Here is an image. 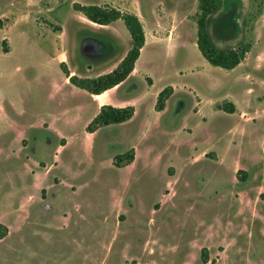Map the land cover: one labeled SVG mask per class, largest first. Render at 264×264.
Masks as SVG:
<instances>
[{
  "label": "rangeland",
  "instance_id": "obj_1",
  "mask_svg": "<svg viewBox=\"0 0 264 264\" xmlns=\"http://www.w3.org/2000/svg\"><path fill=\"white\" fill-rule=\"evenodd\" d=\"M74 3L145 29L139 72L110 93L134 115L93 132L98 100L55 56L93 77L132 40L121 19L96 24ZM198 12L199 0H0V264H264V0H219L210 16L212 42L241 55L232 69L198 50ZM223 13L230 36L214 33ZM87 35L95 59L78 47Z\"/></svg>",
  "mask_w": 264,
  "mask_h": 264
},
{
  "label": "trees",
  "instance_id": "obj_2",
  "mask_svg": "<svg viewBox=\"0 0 264 264\" xmlns=\"http://www.w3.org/2000/svg\"><path fill=\"white\" fill-rule=\"evenodd\" d=\"M219 7V0H199V12L196 19L197 25V40L196 45L201 55L212 66H218L224 69H232L236 67L241 61V55L237 49L219 48L211 39L208 23L210 16L217 11ZM73 8L90 21L99 25H108L113 21L121 19L125 24L129 34L131 36L132 45L126 52L120 62L109 72L98 75L96 77H81L76 74L70 75L64 62L60 63V68L65 73L69 82L79 88H82L90 94H100L107 89H110L117 84L124 81L128 75L132 72L135 66V62L138 59L140 52L145 44V34L142 24L139 18L130 13H123L114 8H105L97 4L82 5L74 3ZM226 16L219 17L214 23V33L221 36H230L231 32L227 31L226 20L229 19L230 13H223ZM228 15V16H227ZM230 23V20H229ZM3 51L7 52L6 42L3 40ZM173 89L171 86L163 88L156 101L157 110H163L165 107V101L172 94ZM224 106V110L227 112H233L234 107L232 103H228ZM134 114L133 106L116 107L110 104H103L100 106L98 113L92 119L87 126V130L90 132L95 131L97 128L109 125L112 123H121L129 120ZM134 159V150L131 149L124 153L118 154L114 157V164L116 166H122L126 163L132 162ZM242 170L237 171V177H241ZM0 224V238L5 236L6 229ZM205 252V250H204ZM206 257H203L205 260Z\"/></svg>",
  "mask_w": 264,
  "mask_h": 264
},
{
  "label": "crops",
  "instance_id": "obj_3",
  "mask_svg": "<svg viewBox=\"0 0 264 264\" xmlns=\"http://www.w3.org/2000/svg\"><path fill=\"white\" fill-rule=\"evenodd\" d=\"M143 29H144V27H143ZM144 31H145V29H144ZM77 44H78V42H77ZM143 49V48H142ZM55 58H56V60H57V62L59 63V65H60V63L61 62H64L65 63V65L67 66V68H68V70L70 71V75L71 74H77L78 76H81V77H91V76H89V75H87V74H83V73H78L76 70H73L72 68H70L69 66H68V54H66L65 53V51H63V52H60V53H58V54H56V56H55ZM137 61V60H136ZM136 63V62H135ZM114 67V66H113ZM112 68V67H111ZM111 68H109L108 70H106V71H104V72H102V73H100V74H98V75H101V74H104V73H107L108 71H110L111 70ZM137 72H139L138 71V68L136 67V65L134 66V69L132 70V72L128 75V77L129 76H132L134 73H137ZM98 75H95V76H93V77H96V76H98ZM127 77V78H128ZM67 78V77H66ZM126 78V79H127ZM68 79V78H67ZM125 79V80H126ZM124 80V81H125ZM69 81V80H68ZM123 82V81H122ZM121 82V83H122ZM121 83H119V84H117L116 86H114V87H112V88H110V89H107V90H105L104 92H102V93H100V94H92L93 95V97L94 98H96V100H98V108H100V106L101 105H103V104H110V105H112V106H117V107H125L126 106V104L124 103V104H120V105H116V103H113L112 102V100H111V98H110V93L112 92V90L114 89V88H116V87H118ZM172 89H173V91H174V87H172ZM173 93V92H172ZM101 98V99H100ZM100 99V100H99ZM231 102V101H230ZM232 103V102H231ZM232 105H233V107H234V109H235V104L234 103H232ZM234 112V111H233ZM134 115V114H133Z\"/></svg>",
  "mask_w": 264,
  "mask_h": 264
},
{
  "label": "flooded vegetation",
  "instance_id": "obj_4",
  "mask_svg": "<svg viewBox=\"0 0 264 264\" xmlns=\"http://www.w3.org/2000/svg\"><path fill=\"white\" fill-rule=\"evenodd\" d=\"M85 37H95V36L87 35V36H83V37L79 38V45H78V47H80V48L82 47L81 48V51L83 50L82 52H83V54H85V56H86L87 59H89V58L90 59L91 58H94L95 59V58L99 57L102 54V51H103L102 44L101 43L95 44L94 42H89V43L86 42V43H84L83 42V39ZM95 38H97V37H95ZM106 40H108V39H106ZM106 40H105V42L103 41V45H107L106 44ZM110 45H111V43H110ZM105 48H106V46H105ZM106 56H108V55L106 54L105 57ZM101 57H103V56H101Z\"/></svg>",
  "mask_w": 264,
  "mask_h": 264
},
{
  "label": "water",
  "instance_id": "obj_5",
  "mask_svg": "<svg viewBox=\"0 0 264 264\" xmlns=\"http://www.w3.org/2000/svg\"><path fill=\"white\" fill-rule=\"evenodd\" d=\"M83 42L84 43H86V42H94L95 44H97V43H100L99 42V39L98 38H95V37H85L84 39H83ZM82 48V47H81ZM80 48V49H81ZM83 51V50H82Z\"/></svg>",
  "mask_w": 264,
  "mask_h": 264
}]
</instances>
